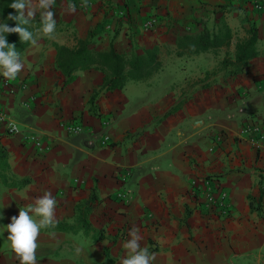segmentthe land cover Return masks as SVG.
Instances as JSON below:
<instances>
[{
    "label": "crops",
    "instance_id": "crops-1",
    "mask_svg": "<svg viewBox=\"0 0 264 264\" xmlns=\"http://www.w3.org/2000/svg\"><path fill=\"white\" fill-rule=\"evenodd\" d=\"M71 1L56 0L54 38L36 34L9 88L0 77V109L22 133L0 124V264H18L4 227L44 191L57 200V223L41 229L38 264H120L133 225L154 264H264V148L239 135L245 123L264 121V0H81L90 7L69 15ZM115 6L127 19L106 31L103 13ZM150 15L159 25L143 31ZM250 24L258 54L233 74L236 65L222 62L234 61L235 39ZM223 26L232 35L228 48L190 54L178 45ZM77 39L122 54L154 49L161 68L122 90L100 92L91 105L101 72L78 71L64 86L56 69L57 48ZM62 122L81 131L69 134ZM23 134L42 138L49 151L37 153ZM203 177L228 192V218L207 216L196 203L191 184Z\"/></svg>",
    "mask_w": 264,
    "mask_h": 264
},
{
    "label": "clouds",
    "instance_id": "clouds-1",
    "mask_svg": "<svg viewBox=\"0 0 264 264\" xmlns=\"http://www.w3.org/2000/svg\"><path fill=\"white\" fill-rule=\"evenodd\" d=\"M55 3L56 0H13L8 6L13 11L5 18V22H0V77L15 80L22 72L24 64L20 60V54L15 44L8 43L6 37L16 34L21 43L30 42L33 46L37 45L36 35L26 27L35 20L37 14L41 27L37 29L36 34L54 38L57 24L53 11ZM64 11L69 15L74 14L77 4H66ZM8 21H12L15 26H9ZM56 208L57 200L52 192L44 191L43 195L20 209L18 216H13L10 223L4 227L8 247L18 264H38L40 232L42 228L55 227ZM128 237L122 245L126 255L121 258L120 264H154L155 253H151L147 246H141L144 237L135 225L130 228Z\"/></svg>",
    "mask_w": 264,
    "mask_h": 264
},
{
    "label": "trees",
    "instance_id": "trees-1",
    "mask_svg": "<svg viewBox=\"0 0 264 264\" xmlns=\"http://www.w3.org/2000/svg\"><path fill=\"white\" fill-rule=\"evenodd\" d=\"M13 0H0V22L12 13L8 6ZM9 26H15L12 21L7 22ZM36 35L37 29L41 27L39 22L33 21L26 25ZM8 43L15 44L20 56L30 46V42L21 43L19 36L11 34L6 37ZM231 31L227 26L221 27L217 34L212 37L208 33H201L196 37L184 36L180 47L185 48L187 53L198 54L209 48L229 47L231 44ZM257 42V28L250 24L246 30V36L237 37L234 44V61L223 60V65H236L231 71L237 74L243 71L248 60L254 58L258 52L255 49ZM161 68V62L157 59V52L152 50L143 53H118L113 47L107 50L96 49L92 42L77 39L73 47L60 46L57 48L56 69L64 77L63 85L66 86L75 80V73L78 71L97 70L102 74V81L99 90L92 94L91 105L94 98L100 92H113L122 90L129 81L139 82L151 78ZM175 108V107H174ZM173 111L170 110L167 114Z\"/></svg>",
    "mask_w": 264,
    "mask_h": 264
},
{
    "label": "built area",
    "instance_id": "built-area-1",
    "mask_svg": "<svg viewBox=\"0 0 264 264\" xmlns=\"http://www.w3.org/2000/svg\"><path fill=\"white\" fill-rule=\"evenodd\" d=\"M70 3L77 4V10L85 11L90 7V3H84L81 0H74ZM81 4H84V7H80ZM254 7L257 10L262 9V5L258 2L255 3ZM127 19L126 10L124 7H110L104 13L102 17L103 28L106 31H112L116 26L123 23ZM159 25V18L155 15H150L147 19L142 22V30L143 31H153ZM2 87L4 89L9 88L10 82L9 80L3 79ZM0 124L5 127V129L12 135L22 134L20 128L17 123L8 116L6 112L0 109ZM61 126L64 127L67 133L69 134H78L81 131L80 124L76 123H61ZM239 135L249 139V141L256 147L264 148V121H251L245 123L239 129ZM215 141L218 143L222 141V135L218 133L216 135ZM23 140L30 145H32L33 149L39 153L44 154L49 151L48 143H44L43 139L38 137L35 134H23ZM102 145H110L111 140L107 135H104L101 140ZM216 143V144H217ZM129 175V171H125L121 174V177H126ZM192 194H194L195 198L199 201L198 204L201 209L205 212L204 214L207 216H217L223 219H226L230 216L232 212V204L230 202L229 194L221 186V183L214 179L213 177H203L198 182L194 180L192 182ZM117 198L121 200H125L128 202L127 194L125 192H120L117 195Z\"/></svg>",
    "mask_w": 264,
    "mask_h": 264
},
{
    "label": "rangeland",
    "instance_id": "rangeland-1",
    "mask_svg": "<svg viewBox=\"0 0 264 264\" xmlns=\"http://www.w3.org/2000/svg\"><path fill=\"white\" fill-rule=\"evenodd\" d=\"M192 185V184H191Z\"/></svg>",
    "mask_w": 264,
    "mask_h": 264
}]
</instances>
